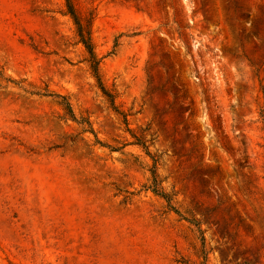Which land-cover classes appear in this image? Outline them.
<instances>
[{
	"label": "rangeland",
	"instance_id": "374dc122",
	"mask_svg": "<svg viewBox=\"0 0 264 264\" xmlns=\"http://www.w3.org/2000/svg\"><path fill=\"white\" fill-rule=\"evenodd\" d=\"M74 2L128 123L65 0H0V264H201L187 218L207 264H264V0Z\"/></svg>",
	"mask_w": 264,
	"mask_h": 264
},
{
	"label": "trees",
	"instance_id": "16d2710c",
	"mask_svg": "<svg viewBox=\"0 0 264 264\" xmlns=\"http://www.w3.org/2000/svg\"><path fill=\"white\" fill-rule=\"evenodd\" d=\"M66 5V13L69 14L74 22L75 30H76V36L78 38V42H80L86 52H87V62L89 64V68L93 74V76L96 78L99 88L101 89L103 95L109 102L110 106L117 111L119 114L123 116V121L127 124L128 120L126 117V114L119 110L118 105L115 101V93H113L103 82L102 76L100 73V58L95 52L94 44L91 37V25H92V18L93 14L90 13V16H83L74 0H65ZM35 94L44 95V96H55L59 99V103L63 106L66 115L71 118L72 120L76 121L78 124L82 126L83 131H92L93 128L89 122V120H86L85 118L78 119L76 114L73 111L72 105L70 101L68 100L67 96L53 93L49 90H33L30 91ZM133 137L135 138V144L141 146L145 152L151 157L152 159V165L150 167V173L151 177L149 179V182L145 184L143 187L146 190H151L154 194L162 197L166 202V207L168 210L175 211L178 213L181 217L185 218L183 214L180 213V210L176 207L174 203V197L172 194L167 192L164 187L162 186V182L158 177L157 174V164H158V157L157 155H152L148 149V146L146 144V140L142 139L141 136L133 134ZM111 147V146H110ZM111 149H119V148H113ZM189 222H191L193 225H195L196 230L199 232L200 240H201V250H200V257H202L201 264H207L208 259V250L206 249V242L203 235V231L199 226V222L195 220L194 218H187Z\"/></svg>",
	"mask_w": 264,
	"mask_h": 264
}]
</instances>
